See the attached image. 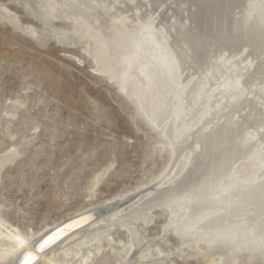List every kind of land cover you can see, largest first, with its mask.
<instances>
[{
  "label": "rangeland",
  "instance_id": "1",
  "mask_svg": "<svg viewBox=\"0 0 264 264\" xmlns=\"http://www.w3.org/2000/svg\"><path fill=\"white\" fill-rule=\"evenodd\" d=\"M41 3L35 7L30 0H0V224L29 238L84 213L97 216L109 211L108 216H115L129 212L133 204L139 205L140 200L142 203L171 186L181 175L183 160L169 158V141L160 137L138 111L137 99L132 97L135 103L125 88H119V78L110 80L95 69L96 62L86 53L83 37H77L73 20L47 12ZM90 4L93 7L94 3ZM160 4L150 7L148 0L130 4L113 0L110 11L126 18L136 14L140 22L152 23L154 32L159 33L163 25L178 21L172 0ZM257 5L264 8L263 0H246L241 13L248 17ZM64 8L70 9L69 5ZM76 16L72 12L70 18L78 20ZM185 21L180 19L187 24ZM211 53L212 62L227 57L224 49ZM246 53L243 47L232 52L234 61L243 62L239 74H245L251 63ZM189 78L185 76L183 81ZM233 92L240 94V88ZM205 96L199 102V112L207 106ZM186 153L190 152H182ZM169 172L164 183L162 179ZM125 201L129 203L113 211ZM108 216L99 226L111 221L113 217ZM149 217L146 225L141 220L133 222L131 232L114 224L115 228L91 234L87 240L101 250L92 251L88 264H209L191 249L196 234L178 233L164 207L153 209ZM91 225L81 228L74 239L96 231L98 227ZM206 241L210 242L213 264H221L220 260L222 264H264L259 251L244 248L231 252L235 243L212 237ZM66 242L53 250L57 260L66 259L67 251L75 252L74 245ZM213 245L221 248L212 250ZM68 264H75V260Z\"/></svg>",
  "mask_w": 264,
  "mask_h": 264
},
{
  "label": "bare ground",
  "instance_id": "2",
  "mask_svg": "<svg viewBox=\"0 0 264 264\" xmlns=\"http://www.w3.org/2000/svg\"><path fill=\"white\" fill-rule=\"evenodd\" d=\"M30 1L37 6L44 1L45 4H41L47 12H57L63 14V19L73 20L77 37H83L86 53L96 62L95 69L110 80L119 78V88H125L132 100L133 96L137 99L138 111L143 112V117L157 129L160 137L165 136L169 141L166 145L169 158H183L182 172L170 181L171 186L155 190L154 196H148L142 203L143 199L140 200L139 205L133 204L135 207L129 212L108 216L109 211H102L95 215L92 225L98 227L96 231L74 239L81 234L80 228L45 250L35 247L43 233L29 238L0 224V264H17L27 250L37 256L24 257V264H68L70 260H75V264H88L92 251L101 250L87 240L91 234H101L114 224L131 232L133 222L141 220L146 225L150 212L158 207L167 210L178 233L196 234L191 249L207 258L209 264L214 263L208 250L210 242L206 241L209 237L235 243L230 244L231 252L250 248L264 257L263 6L251 8L253 12L247 17L241 13L246 0H172V5L177 7L178 21L168 27L163 25V31L155 33L153 24L140 22L136 14L131 18L115 15L110 11L113 0ZM123 1L130 4L135 0ZM162 1L148 0V5L159 7ZM68 5L70 9L66 10L64 7ZM71 11L77 14L78 20L70 18ZM180 19L188 23H181ZM238 47L247 49L245 55L251 58L245 74H239V65L243 62L239 64L231 56ZM215 49H224L227 57L212 62L209 55ZM201 69L206 70L200 73ZM185 76L190 77L186 82L183 81ZM220 78L225 79L214 86ZM238 87L240 94L233 92ZM222 94L229 96L228 99ZM203 95H206L207 106L199 112ZM218 96L221 98L217 101ZM223 103V107L218 108ZM214 121L217 123L213 124ZM248 128H253L251 133L246 132ZM258 148L262 150L259 152ZM185 150L189 155L182 154ZM240 162L243 164L239 165ZM169 176L170 172L162 181L165 183ZM126 203L129 201L119 203L113 211ZM107 216L113 218L105 227L99 226ZM66 239L65 244H73L75 252L64 254L68 260H57L53 250L59 249L57 245ZM218 248L221 247L214 246L212 250Z\"/></svg>",
  "mask_w": 264,
  "mask_h": 264
},
{
  "label": "water",
  "instance_id": "3",
  "mask_svg": "<svg viewBox=\"0 0 264 264\" xmlns=\"http://www.w3.org/2000/svg\"><path fill=\"white\" fill-rule=\"evenodd\" d=\"M85 219H88L87 221H84ZM95 219V214L92 212L84 213L82 215L76 216L72 219H69L62 224L58 225L57 227L51 229L47 233H45L40 239L37 240L35 247L45 250L57 242H59L64 237L68 236L70 233L85 227ZM84 221V222H82ZM73 225V226H71ZM32 256L33 258H36V254L33 251L27 250L24 252V254L20 257L19 262L17 264H24L23 259L26 256Z\"/></svg>",
  "mask_w": 264,
  "mask_h": 264
}]
</instances>
